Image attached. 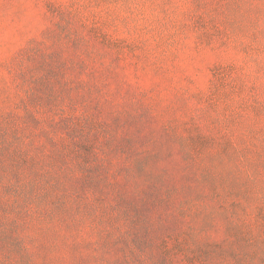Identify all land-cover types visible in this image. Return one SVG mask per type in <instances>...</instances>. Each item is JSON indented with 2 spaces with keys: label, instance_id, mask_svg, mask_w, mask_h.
Segmentation results:
<instances>
[{
  "label": "rangeland",
  "instance_id": "obj_1",
  "mask_svg": "<svg viewBox=\"0 0 264 264\" xmlns=\"http://www.w3.org/2000/svg\"><path fill=\"white\" fill-rule=\"evenodd\" d=\"M43 129L110 187L13 194L6 146ZM0 149V264H264V0H0Z\"/></svg>",
  "mask_w": 264,
  "mask_h": 264
},
{
  "label": "trees",
  "instance_id": "obj_2",
  "mask_svg": "<svg viewBox=\"0 0 264 264\" xmlns=\"http://www.w3.org/2000/svg\"><path fill=\"white\" fill-rule=\"evenodd\" d=\"M50 71L53 76H55L57 74L56 72H58L55 70ZM28 104L31 103L28 102ZM27 112L26 121L23 122L26 128L28 129L29 125L33 127H39L41 122L36 117H34L30 111ZM76 125L80 124L77 123ZM92 125L97 124L95 122H91V126ZM39 131L42 132V135L45 138L44 143L39 146L35 145L33 140V137L37 132L31 133L30 131L27 132L29 138L27 148L18 145L19 137H12L8 146H6L9 147L13 155L12 164L10 167L11 172L9 174L13 177H17L18 175V177L27 176L30 178V184L28 181L26 183H13L14 189L18 190V192L12 191L13 194L20 195L21 197L23 196L25 200L29 197H33L36 199L40 207L46 202L48 195L58 191L61 192L59 193L60 198L65 197V194L62 193V191L73 195L66 188V179L64 180V176L62 178L59 174L60 170H64L66 167H71L72 169V173L69 174L70 176L81 177L82 179H85L88 183L87 186L94 189V191H96V195H99L100 191L103 189L110 187V181H107L106 176L103 174V172L106 170V160L101 157L100 163H92V160L97 159V154L92 150L91 144L82 142L79 145V151H77L75 148H73V146H69V143L65 140L63 135H56L50 131H47L46 129ZM45 144H47L49 147L47 148ZM143 168H145L144 164L141 163L138 169L136 168V175H138V173L142 171ZM201 194L202 193H199L198 195ZM119 199H123V197L119 196L117 200ZM96 201L98 200L96 199ZM48 202L55 209H58L61 207V205H63L58 200V198L48 199ZM160 203H162V201ZM149 205H153L152 201L149 202ZM119 206H121L120 203L117 204V207ZM92 207L98 210L101 209L100 205L96 202H92ZM174 210L175 220L181 223L182 218H185L187 214L179 206L176 207V209L174 207ZM116 218L125 220L126 214L110 212L111 228H113L111 225H114ZM120 224L122 225V223ZM4 225L5 224H1L0 222V233L8 231L10 232L11 228H5ZM115 226L116 228L119 227L118 224ZM142 240L145 245H151L150 230H144ZM159 245H165V240H162ZM159 251L162 255V261H164V259L167 261L172 260L171 257L165 254L161 247L159 248ZM22 264H26V261L22 262ZM153 264L161 263L155 260Z\"/></svg>",
  "mask_w": 264,
  "mask_h": 264
}]
</instances>
